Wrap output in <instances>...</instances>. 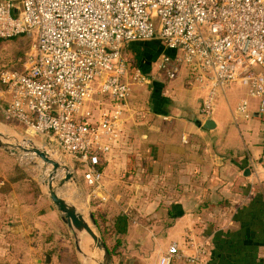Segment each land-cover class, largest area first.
<instances>
[{
	"label": "built area",
	"instance_id": "1",
	"mask_svg": "<svg viewBox=\"0 0 264 264\" xmlns=\"http://www.w3.org/2000/svg\"><path fill=\"white\" fill-rule=\"evenodd\" d=\"M19 35L31 44L19 68L0 71V110L42 136L50 154L78 163L100 204V166L125 142L126 100L155 75L170 81L185 69L204 91L201 121L212 116L218 91L238 83L258 100L264 122V0H0V38ZM152 40L161 50L148 75L123 49ZM250 115L243 98L235 116ZM205 257L203 244L184 254L173 242L157 264H208Z\"/></svg>",
	"mask_w": 264,
	"mask_h": 264
},
{
	"label": "crops",
	"instance_id": "2",
	"mask_svg": "<svg viewBox=\"0 0 264 264\" xmlns=\"http://www.w3.org/2000/svg\"><path fill=\"white\" fill-rule=\"evenodd\" d=\"M160 50L157 40L132 48L148 75ZM203 95L184 69L170 81L155 75L127 98L125 142L102 162L107 201L101 204L115 212L106 222L113 231L112 264H157L173 242L184 254L203 244L208 264H264V122L258 100L244 86L229 84L216 96L214 127L205 129L198 114ZM243 98L248 119L235 116ZM4 183L10 182L0 179V264L11 263L10 248L20 242L33 252L27 264H39V249L54 246L57 230L68 228L38 182L41 194L31 204L14 183L2 191ZM172 264L191 263L179 258Z\"/></svg>",
	"mask_w": 264,
	"mask_h": 264
},
{
	"label": "rangeland",
	"instance_id": "3",
	"mask_svg": "<svg viewBox=\"0 0 264 264\" xmlns=\"http://www.w3.org/2000/svg\"><path fill=\"white\" fill-rule=\"evenodd\" d=\"M30 44L31 39L26 37L0 39V71L4 68H15L19 66L24 60L26 53L29 51ZM133 47L134 46L129 43L126 44L123 49L124 55L128 59H130L132 63L135 59L132 52ZM147 52L149 53V50ZM1 92L2 87L0 84V94ZM1 113L2 112L0 110V131H2L8 137L9 142L14 143L15 140L19 142L29 140L33 141L40 147L43 146L44 138L42 136L26 134L25 129L22 125L6 118L4 115V117H2ZM52 156H54L61 163L69 165L72 171L73 179L66 182L62 187L58 188V194L73 203L76 208L83 213L87 220L89 217V212L94 211L102 214L104 220L110 223V221L112 220L110 215H112V213L115 214V212H113L114 209L108 208L106 204H100L96 202V200L91 197V189L87 187L83 182L81 172L78 169V163H76L72 159L62 158L58 155L52 154ZM17 169H21L24 174H27L31 178L33 177L43 188L45 194L47 195L46 189L44 186H42L41 183L43 179L47 177L50 169H52V166L46 165L40 158H38L34 154L23 153L20 151H18L17 153H11L10 151H7L0 147V179H8L10 184L14 183V187H18V190H21L22 192L27 187L24 184H21V182L18 180L11 181V179H17L21 175L17 171ZM62 177H64V171L60 170L58 176L56 177L57 181ZM10 184L7 185L9 188L11 187ZM109 209H111L110 212ZM107 225L111 226V224ZM92 228L98 235H100V232L96 228V226H92ZM53 243L54 246H48L47 248L42 247L41 249H39L38 254L41 260V263L39 264H43L42 262L45 256L44 254L48 253V251H52L54 254V257H52L50 264H81L82 258L75 250L74 241L69 230L67 232H64V230H57V233H55V237L53 238ZM10 249L11 254L14 257L11 260V264L30 263L31 256L29 257V255L33 252L29 249L28 244L20 242L18 246L17 244H14Z\"/></svg>",
	"mask_w": 264,
	"mask_h": 264
},
{
	"label": "water",
	"instance_id": "4",
	"mask_svg": "<svg viewBox=\"0 0 264 264\" xmlns=\"http://www.w3.org/2000/svg\"><path fill=\"white\" fill-rule=\"evenodd\" d=\"M202 127L205 129H212L214 123L211 117L205 119L202 123ZM0 147L10 151L11 153H17L18 151L23 153H31L40 158L46 165H51L47 177L43 179L42 186L45 187L46 193L52 204L55 206L57 211L61 214V219L63 223L67 226L68 230L71 232V237L74 241V247L76 252L81 256V264H87V255L83 249V239H88L91 242V250H93L97 257V264H112L110 252L105 245L102 237L98 235L92 226H95L94 218L92 212H89L90 223L80 212L76 206L68 201L67 199L61 197L57 189L62 187L66 182L71 181L72 171L71 167L67 164L61 163L54 156L49 154L45 148L36 145L33 141H16L11 143L8 141V137L0 131ZM60 170L64 171V177L57 181L56 177ZM51 256L45 254L43 264H50ZM39 259L37 263H40Z\"/></svg>",
	"mask_w": 264,
	"mask_h": 264
},
{
	"label": "trees",
	"instance_id": "5",
	"mask_svg": "<svg viewBox=\"0 0 264 264\" xmlns=\"http://www.w3.org/2000/svg\"><path fill=\"white\" fill-rule=\"evenodd\" d=\"M19 37H26L28 38L27 36L25 35H19V36H16V37H13V38H10V39H14V38H19ZM1 39V38H0ZM133 46L136 48L138 46V42H135L133 44ZM30 47V46H29ZM135 57V56H134ZM25 59V58H24ZM140 59H141V56L138 55L135 57V62L134 65H136L137 67H140L139 65V62H140ZM23 62V61H22ZM21 65V64H20ZM17 66L15 68H19L20 67ZM141 69H143L142 67H140ZM143 71V70H142ZM1 116H3V114L1 113ZM6 119V118H5ZM8 120V119H6ZM11 120V119H10ZM9 121V120H8ZM13 121V120H12ZM18 168V167H17ZM100 168H103L102 165L100 166ZM17 171L21 174L19 176V178L17 179H11V181H20L21 184H24L27 188L25 190L22 191V194L24 196V199H25V202L26 203H34L36 202L38 196L41 194V191H40V188H39V185L37 184L36 181H34L31 177H29L27 174H24L23 171L20 169H17ZM8 184L7 183H4L2 186H1V190L2 191H7L9 189V187L7 186ZM93 218H94V223H95V226L96 228L99 230L100 232V235L105 243V245L107 246L110 254L113 253V249H114V246H111L109 245V238H110V234H112V230H111V227L109 225L106 224V221L104 220V217L102 216V214L98 213V212H94L93 211ZM116 231H119V229H116ZM64 236V235H63ZM53 237V236H52ZM52 237H50L49 239H52ZM48 254L50 256H53V252L52 251H48ZM6 264H11L10 261H6Z\"/></svg>",
	"mask_w": 264,
	"mask_h": 264
},
{
	"label": "bare ground",
	"instance_id": "6",
	"mask_svg": "<svg viewBox=\"0 0 264 264\" xmlns=\"http://www.w3.org/2000/svg\"><path fill=\"white\" fill-rule=\"evenodd\" d=\"M15 139V138H14ZM48 152V151H47ZM52 155V154H51ZM88 223L90 224V219L88 217ZM82 245H83V249L84 251L86 252V255H87V258H88V263L89 264L90 262H95V264H97V257H96V254L93 250H91V252L93 254H88L87 251H86V247H90L91 246V242L88 240V239H83V242H82Z\"/></svg>",
	"mask_w": 264,
	"mask_h": 264
}]
</instances>
